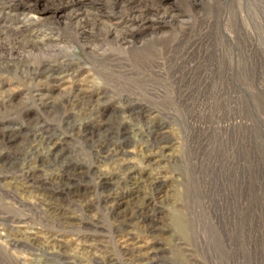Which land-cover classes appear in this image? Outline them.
<instances>
[{"label": "rangeland", "instance_id": "rangeland-1", "mask_svg": "<svg viewBox=\"0 0 264 264\" xmlns=\"http://www.w3.org/2000/svg\"><path fill=\"white\" fill-rule=\"evenodd\" d=\"M10 1L0 0V264H56L64 258L80 264L150 262L113 256L121 238H130L148 259L157 254L168 262L181 261L180 249L189 245L196 261L189 263L207 264L193 246L189 211L195 204L209 222L201 173L205 141L211 130L231 121L235 107L241 123L249 118L264 174V0H136L135 14L149 6V18L162 24L128 45L110 33L116 0H85V9L101 12L91 25L74 19L68 2L32 0L33 11L23 15L8 9ZM165 13L167 20L159 19ZM25 18L30 29L23 27L21 37L14 28ZM45 24L50 30L41 28ZM92 91L102 98L104 122L118 124L126 100L147 109L140 122H132L128 146L101 164L96 157L104 154L93 148L98 140L74 131L90 118ZM155 123L165 124L164 142L150 149L140 130ZM35 125L50 126L49 136L62 141L49 159L48 150L41 151L31 166L34 179L26 180L22 157L32 147ZM18 128L21 138L5 143V135ZM69 162L83 170L73 179L72 193L60 196L65 214L56 218L42 205L55 191L53 177ZM93 164L97 168L89 172ZM100 174L140 190L138 198L125 196L120 210H130L139 198L152 199L159 230L148 236L129 229L114 240L111 214L101 203ZM155 181L161 182L159 193L151 192ZM82 204L93 206L89 215L100 224L97 242L83 235L84 217L76 211Z\"/></svg>", "mask_w": 264, "mask_h": 264}, {"label": "bare ground", "instance_id": "bare-ground-1", "mask_svg": "<svg viewBox=\"0 0 264 264\" xmlns=\"http://www.w3.org/2000/svg\"><path fill=\"white\" fill-rule=\"evenodd\" d=\"M59 1L68 2L75 12L74 19L80 20L85 25L93 24L101 13L99 11L92 13L90 10L85 9V0ZM135 1L116 0L113 4V13L117 17V21L110 29V33L126 45L133 44L144 30H155L162 24L156 23L149 18L152 13L149 6L141 9L140 14H135ZM32 4V0H11L8 2V9L24 15L33 11L31 9ZM157 15H160L159 12ZM165 15L167 14L165 13L159 19L167 20ZM25 20L26 18L21 22L20 26L14 28V31L21 37L26 33V28L30 29V26H27L28 22ZM41 28L46 31L50 30L46 24L41 26ZM43 32V30H38L36 33ZM36 43L40 42L36 41ZM44 67L51 73L56 72L53 66L44 65ZM52 76L54 75L52 74ZM207 83L208 79H206L204 84L206 85ZM89 93L87 104L92 106L90 118L79 126L75 125L74 131H80L88 139L94 138L93 141L98 140L95 146L93 145V148L101 150L104 154L100 159L96 157L98 159L96 163L101 164L112 159L115 154H119L128 146L129 133L133 131L132 122H140L147 109L139 104H130L126 100L125 103L127 105L122 112L121 121L118 124L111 123L112 120L104 122L105 108L101 104L100 93L98 91ZM236 104H238V99H236L234 107ZM234 110L235 113L231 121L229 123L226 122L223 127L219 125L213 130L210 129L212 134L208 135L205 141L207 155L205 156V165L202 167L201 173L204 180V193L207 195L212 214L208 222L200 214L196 205H192L189 211L190 223H194L196 230L193 234V246L207 264H264V174L260 172L259 160L254 152L255 137L249 118L244 124L241 123L240 114H238L239 108L235 107ZM205 116L210 119L211 114L207 111ZM36 125L34 128H37ZM49 128L50 126L43 125L33 132L32 137L35 139L32 140V147L22 157L24 166L27 168V172L23 175L26 180L34 179V171L31 166L37 162L41 151L48 150L45 158L49 159L56 152L54 151V146L59 143V140L62 141V139H59V135L55 137L49 136ZM217 129L221 131L219 138H216L215 135ZM164 130L165 124L161 123L143 126L140 133L147 148L159 147L158 145L164 140ZM22 135L21 129H11L5 135L4 141L7 144H11L19 140ZM210 148L213 150H210ZM229 159L232 161H228ZM82 168L78 163L69 162L66 165L63 164L61 170L53 177L56 180L53 182V185L56 186L55 191L46 197V203L42 205L45 207L42 209L50 216L53 215L59 218L65 214L58 201L62 193H72L76 186L73 179L80 177ZM94 168L97 167L93 164L88 168V171L90 172ZM22 172L24 171L22 170ZM116 180L114 175L100 174L98 177V186L102 189L101 203L105 204L106 208L108 207L113 220L112 238L114 240L121 238V235L127 233L129 229H138V231L148 236L156 233L159 230L158 218L156 217L157 210L152 203V199L146 198L143 200V198H139L140 201L130 210H120V202L122 203L125 196L136 194L138 198L140 197V190H131L127 188V183L125 184L123 181L116 182ZM160 183L155 181L151 192L159 193L160 188H162ZM92 210L93 206L82 204L77 205L76 211L84 217L80 220V225L86 232L83 234L85 238L88 241L97 242L96 239L101 234L100 224L91 221L89 214ZM11 222L15 223V221ZM117 241H115L117 244H114L115 246L113 247V252H115L113 256L115 254L120 259L142 260L144 258L145 260H150L148 264H190L189 262L195 261L191 253L194 252L193 248L192 250L189 249L187 247L189 245L185 247L187 250L180 249L182 251L181 261L168 262L157 257V254L152 259H148L150 254H143L142 250L135 246L132 243L133 241H130V238L125 240L121 238ZM16 245L14 246L16 247ZM183 245L186 244L183 243ZM77 262L73 263L64 258L58 259L56 264H80L79 261Z\"/></svg>", "mask_w": 264, "mask_h": 264}]
</instances>
